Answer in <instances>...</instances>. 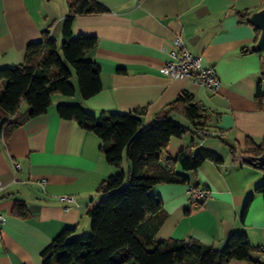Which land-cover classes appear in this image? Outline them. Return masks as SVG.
I'll list each match as a JSON object with an SVG mask.
<instances>
[{"label": "crops", "instance_id": "obj_1", "mask_svg": "<svg viewBox=\"0 0 264 264\" xmlns=\"http://www.w3.org/2000/svg\"><path fill=\"white\" fill-rule=\"evenodd\" d=\"M95 1L107 10L76 14L72 32L96 37L94 49L84 57L99 68L100 90L82 98L72 75V95L53 93L45 112L10 129L4 121L12 115L0 106V264H42L41 252L63 230L88 234L87 209L100 199L98 185L111 174L128 173L125 152L118 165L109 163L101 139L75 119L60 117L58 103H79L94 114L138 112L146 125L183 91L205 109L206 126L217 134L201 141L188 130L171 137L161 163L187 146L193 152L200 146L215 151L221 161L205 160L188 171L176 164L187 182H162L150 189L166 213L153 238H192L220 249L229 234L244 233L250 258H233L227 264H264V200L255 192L264 171L239 162L229 150L233 145L244 151L247 137L256 144L264 140V109H257L254 100L257 84L262 83V54L253 49L255 28L237 16L239 11L260 8L264 0ZM66 13V0H0V68L21 63L27 43L44 29L59 44ZM174 37L214 68L219 79L215 91L165 71ZM3 92L0 80V95ZM26 108L22 103L20 112ZM173 116L191 126L184 115L172 112ZM13 163L19 164L16 173ZM189 185L207 188L210 197L192 206ZM16 200L25 202V217L13 214Z\"/></svg>", "mask_w": 264, "mask_h": 264}, {"label": "trees", "instance_id": "obj_2", "mask_svg": "<svg viewBox=\"0 0 264 264\" xmlns=\"http://www.w3.org/2000/svg\"><path fill=\"white\" fill-rule=\"evenodd\" d=\"M66 1L61 47L44 29L39 38L27 43L21 63L0 68V80L4 81L0 106L12 115L4 121L7 129L45 112L53 93L72 95L73 74L82 98L101 88L98 66L84 57L94 49L96 37L74 35L72 23L76 14L106 11L107 7L95 0ZM247 15V11L237 12L240 21H246ZM255 32L256 38V28ZM254 100L257 109H264L262 83L257 84ZM22 103L27 105L24 112H20ZM56 111L60 117L75 119L94 132L102 141L101 149L109 163L118 165L125 152L129 169L128 173L109 175L98 185L100 199L87 209L89 233L75 236L72 229L63 230L41 252L42 264H227L233 258H250L251 245L244 233L229 234L220 249L192 238H153L166 213L161 199L151 194L150 189L162 182H187V176L175 170L176 164L188 171L205 160L221 161L215 151L200 146L193 152L192 146H187L174 156L166 155L164 164L161 163L171 137H179L187 130L197 141L206 137L200 132L209 130L208 115L192 94L185 91L178 94L146 125H142L138 112L112 110L94 114L79 103H58ZM172 112L184 115L191 126L174 121ZM263 145L264 140L256 144L247 137L246 148L240 151L259 154ZM229 150L235 156L239 149L232 145ZM255 192L264 200V181L256 185ZM250 199L245 200L243 212ZM12 211L25 217V202L16 200Z\"/></svg>", "mask_w": 264, "mask_h": 264}, {"label": "built area", "instance_id": "obj_3", "mask_svg": "<svg viewBox=\"0 0 264 264\" xmlns=\"http://www.w3.org/2000/svg\"><path fill=\"white\" fill-rule=\"evenodd\" d=\"M171 44L172 48L169 52L170 57L163 65L165 71L175 78L188 77L207 89L215 91L219 84V79L214 68L206 65L196 54L188 52L179 37H174ZM200 133L205 136L217 134L216 131L214 132L211 130H203ZM13 166L16 173L19 164L13 163ZM42 181L44 180L42 179ZM1 187L2 184L0 181V188ZM187 191L192 206H199L210 197V191L205 187L189 185ZM61 198L65 200H73L71 195H62ZM2 223L3 216L0 214V228ZM260 249L264 252V246Z\"/></svg>", "mask_w": 264, "mask_h": 264}, {"label": "water", "instance_id": "obj_4", "mask_svg": "<svg viewBox=\"0 0 264 264\" xmlns=\"http://www.w3.org/2000/svg\"><path fill=\"white\" fill-rule=\"evenodd\" d=\"M246 20L258 30L253 43V49L262 54V84L264 89V5L249 12ZM60 42L61 39L59 41V48L61 47ZM62 62L66 63V60L62 59ZM235 158L241 163L250 164L264 171V150L259 154L244 153L240 150H236Z\"/></svg>", "mask_w": 264, "mask_h": 264}, {"label": "rangeland", "instance_id": "obj_5", "mask_svg": "<svg viewBox=\"0 0 264 264\" xmlns=\"http://www.w3.org/2000/svg\"><path fill=\"white\" fill-rule=\"evenodd\" d=\"M73 76H74V74H73ZM75 77V76H74ZM75 80H76V78H75ZM174 121H176V122H179L180 123V118L178 117V116H173V117H171ZM208 137V136H207ZM126 155V154H125ZM90 226V225H89Z\"/></svg>", "mask_w": 264, "mask_h": 264}]
</instances>
